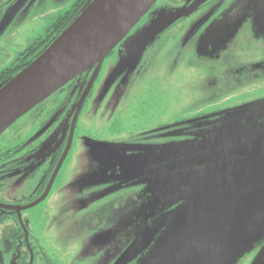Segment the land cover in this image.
Wrapping results in <instances>:
<instances>
[{"label": "rangeland", "instance_id": "rangeland-1", "mask_svg": "<svg viewBox=\"0 0 264 264\" xmlns=\"http://www.w3.org/2000/svg\"><path fill=\"white\" fill-rule=\"evenodd\" d=\"M17 1L0 0V72L9 68L75 0H25L11 15ZM194 3L157 0L121 41L122 51L113 74L100 75L78 119L80 134L136 135L151 131L163 135L160 143L153 145L149 158V163L161 167L155 170L158 180L150 176L146 179L150 182L138 179L135 191L118 194L120 218L117 216L111 227L120 232L109 244L94 246L95 235L86 237L85 229L91 232L95 227L83 223L84 212L68 222L46 221L41 237L48 241L41 242L44 254L38 255L33 232V237L26 235L15 248L11 242L15 228L10 224L8 244L0 250V264H114L130 240L140 235L146 236V251L125 264L154 260L155 251L149 252L152 247L168 253L163 258L167 259L171 242L159 241L166 236L169 222L176 220L179 211L199 208H203L200 213L206 214V219H213L208 215L213 207L209 205L229 190L233 216L253 218L252 230L264 236V0H208L198 8ZM166 21L175 23L164 29L153 27L152 23ZM181 26L184 29L177 34ZM174 33L175 38L169 39ZM115 82L122 93L126 91L118 106L112 93ZM176 147L181 148L179 152L201 155L226 149L233 155L232 172H212L199 166L194 169H203L194 172L199 177L198 188L180 189L168 170L170 153ZM247 159L252 161L250 168L244 166ZM187 171L179 173L183 174L182 182L187 179ZM64 175L71 180L72 168ZM106 182L96 180L85 211L89 201L104 197ZM139 182L151 185L138 190ZM104 200L109 202L108 197ZM77 210L82 208L73 209V214ZM96 216L106 224L113 220L99 212ZM206 225L208 232L203 228L198 232L204 233L203 238L197 239V233L194 238L177 242H183L185 248L193 244L192 239L203 245L219 226L215 221ZM30 226L37 230L33 222ZM170 239L175 241L167 236ZM24 242L33 246L28 248L29 256ZM262 242L234 264H264L263 259L257 262Z\"/></svg>", "mask_w": 264, "mask_h": 264}, {"label": "flooded vegetation", "instance_id": "flooded-vegetation-1", "mask_svg": "<svg viewBox=\"0 0 264 264\" xmlns=\"http://www.w3.org/2000/svg\"><path fill=\"white\" fill-rule=\"evenodd\" d=\"M153 8L154 6L147 13ZM183 29L184 26H181L176 33L179 34ZM176 33L169 39H174ZM120 46L121 42L105 58L96 74V68L93 67L78 76L28 112L26 117L14 123L0 137V250H4L8 244V228L12 224L15 230L11 234V242L15 248L19 247L18 243L26 235L33 237L34 234L36 254H44L45 247L42 243H46L48 239L41 237L44 234L42 223L62 220L68 222L72 216L80 217L82 212L83 223L95 227L91 232L85 229L86 237L87 234L95 235L94 246L109 244L120 232L111 227L115 218H120L118 194L124 190H129L130 193L135 191L138 179L150 182L146 179L149 178L148 170L152 168L149 163L151 149L154 144L160 143L162 134L151 131L136 135L103 136L79 133L78 119L84 106L100 75L109 77L113 74L122 51ZM22 54L23 52L18 56ZM5 80L7 77L2 78L0 84ZM113 87L112 93L117 98L114 102L118 106L126 91L122 93V87L116 82ZM90 142L113 145L114 150H102L98 156ZM80 147L85 149H79ZM71 168L73 176L69 180L64 174ZM97 179L108 181L104 186L105 195L98 200L89 201L85 211V203L89 195L94 193ZM149 185L151 184L139 182L138 190L148 188ZM105 197L109 198L108 203H105ZM75 208L82 210L73 214L72 210ZM96 212L113 220L106 224L96 216ZM31 222L36 224V231L31 228ZM134 239L123 248L114 264L119 262ZM24 244L26 255L29 256L28 248L33 249V246Z\"/></svg>", "mask_w": 264, "mask_h": 264}, {"label": "water", "instance_id": "water-1", "mask_svg": "<svg viewBox=\"0 0 264 264\" xmlns=\"http://www.w3.org/2000/svg\"><path fill=\"white\" fill-rule=\"evenodd\" d=\"M24 1L18 0L14 3L11 15L17 13ZM156 1L87 0L67 27L32 63L0 85V137L19 119L78 76L93 67L96 68V74L105 58L147 14ZM194 1L193 6L198 8L208 0ZM174 23L166 21L152 24L153 27L164 29ZM89 144L98 156L102 150L109 152L114 150L113 145L98 142ZM176 148L170 153L168 170L172 171L173 180L180 183V186L178 185L180 189L187 191L192 187L198 188L200 181L194 172L203 171V169L195 171L199 166L212 172H232L233 155L226 149L208 150L201 155L188 151L179 152L181 148ZM247 160L244 166L250 168L252 161ZM151 166L147 175L151 179L158 180L156 175L158 172L155 170H160L161 167L158 163H151ZM185 170H188L184 173L188 176L185 182H182L180 176L183 174L179 173ZM151 171L152 174H148ZM230 192L231 190L223 196L215 197L213 203L209 205L213 207L208 215L213 219H206L207 215L200 213L203 208L179 211L176 220L169 222L171 226L168 227L166 236L159 241L162 244L164 241L171 242L169 248L172 249L168 258L163 259L168 253H160L159 247H152L149 252L155 251V255L152 256L154 260H142L143 264H234L240 256L249 253L254 246L263 241L264 236L252 230V224L255 223L253 218L244 220V217L233 216L234 205L231 194L228 197ZM211 221H215L219 226L211 237H207L203 245L194 243L195 239H192L193 244L187 245L186 248L182 246L183 242H177L196 237L200 228L207 231L206 224L210 225ZM167 236H171L175 241L167 240ZM198 237L197 239L203 238L204 233H198ZM145 242V235L135 238L117 264H125L140 256L144 249L146 251ZM259 246L261 253L259 252L257 262L262 259L264 261V241ZM175 248L178 250L173 252Z\"/></svg>", "mask_w": 264, "mask_h": 264}, {"label": "trees", "instance_id": "trees-1", "mask_svg": "<svg viewBox=\"0 0 264 264\" xmlns=\"http://www.w3.org/2000/svg\"><path fill=\"white\" fill-rule=\"evenodd\" d=\"M86 2L87 0H76L69 10L58 15L46 29L44 34L33 41L23 54L16 58L9 68L0 73V80L4 77H7V80L10 79L12 75L17 74L36 59L60 35ZM24 58L28 59L23 62L22 59Z\"/></svg>", "mask_w": 264, "mask_h": 264}]
</instances>
